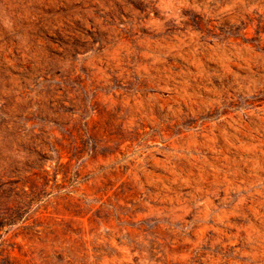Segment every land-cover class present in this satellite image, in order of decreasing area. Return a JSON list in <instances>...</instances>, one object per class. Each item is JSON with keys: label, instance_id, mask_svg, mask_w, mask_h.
Here are the masks:
<instances>
[{"label": "rangeland", "instance_id": "374dc122", "mask_svg": "<svg viewBox=\"0 0 264 264\" xmlns=\"http://www.w3.org/2000/svg\"><path fill=\"white\" fill-rule=\"evenodd\" d=\"M0 264H264V0H0Z\"/></svg>", "mask_w": 264, "mask_h": 264}]
</instances>
